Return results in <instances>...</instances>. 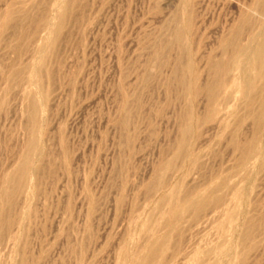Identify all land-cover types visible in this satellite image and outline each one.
<instances>
[{
	"label": "rangeland",
	"instance_id": "1",
	"mask_svg": "<svg viewBox=\"0 0 264 264\" xmlns=\"http://www.w3.org/2000/svg\"><path fill=\"white\" fill-rule=\"evenodd\" d=\"M184 1L72 0L59 40L53 43L51 26L62 8L58 0H0V18L8 11L23 14L19 20H8L0 30L2 213L9 206L3 195L4 178L21 160L31 135V102L35 100L44 110L38 108L36 114V137L44 154L36 163L43 171L36 174L32 190L26 186L12 198L13 222L7 229L0 228V264H135L146 247L166 232L163 215L170 202L221 181L224 186L220 193L227 195L226 206H233L227 209L235 214L231 231L228 224H220L225 218L220 209L215 213L208 208L197 217L188 212L179 223L182 230L178 226L172 232L164 258L161 256L154 264H202L203 260V264H214L224 251L226 258L230 248L228 262L221 257L218 264H264V221L253 228L250 238L242 240V231L246 233L250 222L264 216V135H260L264 131L258 135L263 156L241 166L239 153L229 141L238 117L246 116L249 109L240 93L225 104L228 106L224 110H234L228 117L222 115V110L216 120L194 125L188 150L185 148L180 156L174 154L190 103L172 85L174 67L181 57L179 46L173 43L179 22L173 18L181 15ZM189 7L194 14V30L187 41L194 48L204 82L208 75L205 58L219 37L216 30L234 13L227 1L190 0ZM45 19L47 22H43ZM158 50L167 58L164 65L159 64ZM41 75L47 76L42 79ZM196 97L192 102L194 119L207 113L205 96ZM221 118L227 126L221 124ZM240 130L242 140L251 136V118L245 119ZM167 162H172L164 175L168 184L157 186L154 180ZM150 186L156 187L150 191ZM162 194L168 197L163 202ZM242 218L246 220L242 222ZM230 232L237 238L228 237ZM195 249H200L201 255ZM205 252L207 258H212H205Z\"/></svg>",
	"mask_w": 264,
	"mask_h": 264
},
{
	"label": "bare ground",
	"instance_id": "2",
	"mask_svg": "<svg viewBox=\"0 0 264 264\" xmlns=\"http://www.w3.org/2000/svg\"><path fill=\"white\" fill-rule=\"evenodd\" d=\"M183 2V0H181ZM189 1L190 0H185L184 1V8H182L181 11V15H175L173 18L174 22H179L178 24H176L175 28H174V32H173V43L177 44L179 46L180 52H181V57L177 60V64L174 67V71H173V77H172V85L175 89H179L181 93H183L185 96L188 97L190 103H189V107L187 112L185 113V118L183 120L186 119V123L184 126H182V137L177 145L176 148V152L174 153L175 156H180L183 154L184 149L186 148V146L188 145V137L190 136V134H193V127H195L194 125H197L201 122L204 121H213L216 120L214 119L215 116H217V113L221 112L223 110V116L228 117L227 114H229L230 111L232 110L231 108L228 110H224L227 108L228 105H225L226 103L229 102L230 99H235L236 97V93H240L241 97L240 99L242 101L247 102V104L249 105V109L246 110V116L244 115L243 117H238V123H237V127L234 128L235 130L232 131V134L230 136V144L233 146V148L235 150H237V152L239 153V163L241 164V166H247V164H251L253 161H257L258 158L263 154V148H262V144L260 145L259 140H258V135L259 133L263 130L264 131V0H250L249 2H243L241 0H218V2H222V1H227L228 5L232 8V11L234 13V15L231 18H226L223 23L221 25L219 24V27L217 28L216 31H218L217 33H219V37L218 39H216L217 43L215 45V47L213 48L212 51H210V53H208V55H206L205 58V68L206 71L208 73L207 78L204 82L201 81V73L200 71L197 69V64H196V60H195V51L194 48L191 47V44H189L187 41L189 38V34H190V38L193 36L191 35L190 32H192V20H193V16H192V8L187 9L186 6L189 5ZM71 2L72 0H58V5L60 3L59 6H62L61 11L56 19L55 22H53V25L51 26V32L53 33V43L54 41L57 39V37L59 36L63 25H65V20L69 14L71 7ZM56 3V2H55ZM194 3V0H193ZM215 3V2H214ZM191 4V3H190ZM57 5V6H58ZM182 5V3H181ZM203 5V4H202ZM57 6L54 5V7L56 8ZM52 7V8H54ZM71 7V8H70ZM182 7V6H181ZM193 7V6H191ZM228 7V6H226ZM229 8V7H228ZM57 9V8H56ZM60 9V8H59ZM217 9V8H216ZM54 10V9H53ZM55 12V11H54ZM206 12V11H205ZM224 12V11H223ZM228 12V11H227ZM226 12V13H227ZM14 12L12 11H8L5 15L1 16V25H0V30H2L4 28V26L7 24L8 20H19L23 17V14H13ZM56 14V13H54ZM53 14V15H54ZM223 14V13H221ZM52 15V14H51ZM194 15V14H193ZM216 15V14H215ZM53 17V16H52ZM193 17V18H192ZM37 18V17H36ZM51 18V17H50ZM54 19V18H53ZM206 19V18H205ZM222 19V18H221ZM27 20V19H26ZM36 20V19H35ZM48 19H45L43 22H45ZM200 20V19H199ZM223 20V19H222ZM38 21V20H37ZM51 21V20H50ZM47 22V21H46ZM194 22V20H193ZM18 23V22H17ZM16 23V24H17ZM20 23V22H19ZM49 23V22H48ZM47 24V23H46ZM52 24V23H51ZM18 25V24H17ZM194 25V24H193ZM50 26V25H48ZM171 26V25H170ZM16 27V26H15ZM17 28V27H16ZM44 28V27H43ZM48 28V27H47ZM170 28V27H169ZM194 28V26H193ZM192 30V31H191ZM213 30V29H212ZM48 30L46 29V32ZM210 31V30H209ZM212 32V31H211ZM199 33V32H198ZM35 34V33H34ZM48 34H50L48 32ZM46 34V35H48ZM39 35V34H38ZM51 35V34H50ZM218 35V34H217ZM210 36H212L210 34ZM213 39V38H212ZM211 39V40H212ZM47 38L44 40L46 42ZM59 40V39H57ZM48 43V42H46ZM51 43V42H50ZM56 43V42H55ZM193 43V42H192ZM209 43V41H208ZM207 43V44H208ZM41 44V43H40ZM163 44V43H162ZM44 45V44H43ZM41 44V49H45L42 48L44 47ZM49 45V44H48ZM47 45V46H48ZM40 47V46H39ZM47 48V47H46ZM211 49V48H210ZM40 50V48H39ZM38 50V53L39 52ZM46 51V50H45ZM199 51V50H198ZM50 52V51H49ZM201 52V51H200ZM44 53V50L42 52V54ZM156 56L159 57V64L160 65H164L167 62V58L165 59V57L163 56V54H161V51H156ZM48 55H52V54H48ZM41 56V55H40ZM39 56V57H40ZM38 57V56H37ZM34 58V57H33ZM36 58V57H35ZM39 59V58H36ZM34 60V59H33ZM204 60V59H203ZM35 62V60H34ZM38 62V61H37ZM203 62V61H202ZM45 63V62H44ZM32 63H30L31 65ZM38 64V63H37ZM170 64V63H169ZM29 65V64H28ZM29 65V66H30ZM46 65V63H45ZM8 66V65H7ZM30 68V67H28ZM32 68H36L35 66ZM37 69V68H36ZM35 69V70H36ZM23 70V69H22ZM29 70V69H28ZM205 70V69H204ZM30 71V70H29ZM28 71V73H29ZM32 71V70H31ZM16 72V71H15ZM18 72V71H17ZM21 72V71H20ZM44 72V70H43ZM46 72V71H45ZM48 72V71H47ZM149 73V72H148ZM206 74V73H205ZM36 75V72H35ZM48 75V74H47ZM46 75V76H47ZM204 75V74H203ZM29 76V74H28ZM26 76V78L28 77ZM46 76H43L46 77ZM148 76V75H146ZM152 76V75H150ZM33 77V76H32ZM42 78V75H41ZM42 78V79H43ZM48 78V77H47ZM28 79V78H27ZM34 78H32L33 80ZM145 79V78H144ZM150 79V78H149ZM146 80V79H145ZM37 81V80H36ZM32 82V81H31ZM34 82V81H33ZM32 82V83H33ZM43 82V81H42ZM40 86L39 80L37 82ZM13 84V83H12ZM30 87V86H29ZM35 86H33L34 88ZM36 90V89H34ZM173 91V90H172ZM29 92V90H28ZM38 92V90H37ZM41 92V91H40ZM38 92V94L40 93ZM35 93V92H34ZM29 94V93H27ZM199 94H202L203 96H205L206 99V108H207V113L206 115H204L203 117H199L197 116L198 119H194V113H193V106L192 102H194V98L196 96H199ZM32 96H34V94H32ZM37 96V94H36ZM40 97H42V94L40 93ZM37 98V97H36ZM35 98V99H36ZM43 98V97H42ZM41 98V100H42ZM197 98V97H196ZM238 98V97H236ZM34 99V97H33ZM39 99V98H38ZM194 99V100H193ZM37 100V99H36ZM40 101V100H39ZM38 101V102H39ZM45 101V100H44ZM43 101V102H44ZM204 101V100H203ZM234 101V100H233ZM31 102V101H29ZM42 102V103H43ZM197 103V102H196ZM220 103V104H219ZM38 103L34 101L31 102V115H32V119H33V123L32 128H31V135L30 138L27 142V146H25V150L23 152L22 158L21 160L18 162V164L16 165V167L14 168V170L10 173L7 174L5 176V181L4 183L6 184L4 187V191H3V195L6 201H9V206L8 209L6 210V212L2 213V210H0V228L1 229H7L5 228L6 226L10 225L13 222V213L11 211L14 202L12 201V198L15 194L23 192V190L25 189L26 186H28L30 189L32 190L33 185H35V179H36V174L42 169V166L36 161L40 160L41 157L44 155L43 154V149L41 150V147L39 146V142L38 139L36 137V130H37V125H38V121H37V116L36 114L39 113L38 108L40 109V106L37 105ZM45 104V103H44ZM124 104V102H123ZM234 104V103H233ZM125 105V104H124ZM202 105V104H201ZM220 105V106H219ZM222 105V106H221ZM247 105V106H248ZM42 106V105H41ZM226 106V108H225ZM233 106V105H232ZM43 107V106H42ZM46 107V106H45ZM44 107V108H45ZM124 107H127L126 105ZM201 107V106H200ZM251 107V108H250ZM130 108V107H129ZM205 108V109H206ZM124 109V108H122ZM204 109V110H205ZM247 109V107H246ZM43 110V109H40ZM44 111V110H43ZM42 111V112H43ZM127 111V110H125ZM204 113V114H205ZM235 113V112H234ZM226 114V115H225ZM233 114V113H232ZM230 114V115H232ZM124 115H126L124 113ZM220 116V115H219ZM129 117V115H128ZM237 117V116H236ZM251 118L252 120V124H253V131L251 136L246 139V140H242L241 138V133H240V126H242L243 122L245 121L246 118ZM29 118V117H28ZM125 118V117H124ZM218 118V116L216 117ZM221 124L223 126H227V122L224 118H221ZM236 119V120H237ZM125 120V119H124ZM123 120V122H124ZM127 121V120H126ZM172 122V121H171ZM206 122V123H207ZM125 124V123H124ZM204 124V123H203ZM211 124V123H209ZM214 124V123H213ZM220 124V123H219ZM123 125V124H122ZM221 125V126H222ZM249 125V124H248ZM125 126V125H124ZM218 126V125H217ZM195 127V128H196ZM215 127V126H214ZM194 128V129H195ZM206 128V127H205ZM216 128V127H215ZM41 131V130H40ZM39 133V132H37ZM174 133V132H173ZM45 134V133H44ZM264 135V133H260V135ZM198 135V134H197ZM262 135V136H263ZM44 136V135H43ZM203 136V135H202ZM228 137V136H227ZM261 137V136H260ZM262 139V137H261ZM263 140V139H262ZM261 140V142H262ZM207 142V141H206ZM41 145V144H40ZM204 145V144H203ZM42 146V145H41ZM231 146V147H232ZM43 148V147H42ZM187 149V148H186ZM185 149V151H186ZM188 150V149H187ZM215 151V150H214ZM174 156V155H173ZM210 156V155H209ZM227 156V155H226ZM236 156V155H235ZM264 157V156H263ZM20 158V157H19ZM44 161V160H43ZM261 161V160H260ZM172 162H167L166 164H163V167H161L158 171V177L154 180L155 184L157 186L160 185H164L165 183V179H164V175L165 173L170 169V167ZM42 164V163H41ZM249 164V165H250ZM239 165V164H238ZM200 166V165H199ZM211 166V165H210ZM239 167V166H238ZM216 168V167H215ZM244 170V168H243ZM43 170H41L42 172ZM256 172V171H255ZM196 173V172H195ZM39 177V175H37ZM255 176V175H254ZM179 177V176H178ZM192 177V176H191ZM166 178V177H165ZM191 179V178H190ZM189 181V180H188ZM236 181V180H235ZM2 182V181H1ZM37 182V181H36ZM153 182V181H152ZM226 182V181H225ZM215 183V182H214ZM228 183V181H227ZM168 184V183H167ZM166 184V185H167ZM213 184V182H212ZM210 185V187L205 190V192H203V190H195L193 192H188L189 195H187L186 197L181 198L180 201H173L170 202V206L166 207L168 208L163 215V219H164V225L166 227V232L164 231V234L162 236L158 237H154V240H156L155 242L152 241V243H150L148 245V247H146V252H144L142 250L141 253V257L139 255L138 258H136L135 260V264H154L156 262V260H158L159 258H161V256H163L164 251L167 250V247L169 246V244H171V237H172V232L174 230H176L179 226L180 221L183 219V217H185L186 213H192V214H187L189 216H195L197 217L198 215H200L201 213H203L206 210H209L210 208H212L215 212L216 209H220L219 211H222L225 215V218H223L222 223L220 222V224L224 225V226H228L229 229L232 226V223L235 224V219L234 215L231 214V212H229V210L233 207H229L226 206V197L227 195L221 194L220 193V189L224 186V182H216V184L214 185ZM229 184V183H228ZM4 186V184H3ZM1 186V187H3ZM228 186V185H227ZM151 187V186H150ZM154 187V186H153ZM156 187V186H155ZM154 187V188H155ZM165 187V186H163ZM250 187V186H249ZM35 188V187H34ZM153 188V189H154ZM176 188V187H175ZM174 188V189H175ZM228 188V187H227ZM227 188L225 189V191L227 190ZM2 189V188H1ZM37 189V188H36ZM35 189V190H36ZM150 189V188H149ZM152 187L150 189L153 190ZM161 189V187H160ZM173 188L171 187V190ZM223 189V188H222ZM221 189V190H222ZM28 190V191H29ZM164 190V189H163ZM170 190V189H169ZM235 192L237 193L236 189H234ZM241 190V189H240ZM28 191L27 194L28 195ZM35 192V191H34ZM173 192V191H170ZM169 192V193H170ZM222 192V191H221ZM239 192V191H238ZM242 192H243V188H242ZM245 192V190H244ZM33 193V192H32ZM168 193V194H169ZM233 193V192H232ZM166 194V193H164ZM238 194V193H237ZM241 194V192H240ZM172 194L170 193V197ZM235 195V194H234ZM233 195V196H234ZM163 196V194H162ZM241 196V197H240ZM240 198H243L242 196H244V194L242 193V195H240ZM247 196V195H246ZM30 198V196H28ZM32 197V196H31ZM3 198V199H4ZM163 198V199H162ZM166 198H168L166 195L161 197L160 201H164ZM234 198V197H232ZM239 198V199H240ZM33 199V198H32ZM32 199L31 202H32ZM236 200V198H234ZM29 200V199H27ZM34 200V199H33ZM178 200V198H177ZM242 200V199H241ZM238 201V200H237ZM240 201V200H239ZM238 201V202H239ZM244 201V200H243ZM5 202V201H4ZM29 202V203H31ZM236 202V204L238 203ZM245 202V201H244ZM165 203V202H164ZM168 203V202H167ZM166 203V204H167ZM243 203V202H242ZM235 204V203H234ZM148 205V204H147ZM157 205V204H156ZM159 205V204H158ZM157 205V206H158ZM168 205V204H167ZM31 206V205H30ZM160 206V205H159ZM158 206V209H160V207ZM239 206V205H238ZM243 206V205H242ZM228 207V209H227ZM240 207V206H239ZM209 208V209H208ZM241 208V207H240ZM238 209V208H237ZM236 209V212L239 211ZM244 209V208H243ZM211 210V209H210ZM242 210V209H241ZM240 210V211H241ZM251 210V209H250ZM27 212V211H26ZM160 212V213H163ZM222 212L220 215H222ZM209 213V212H208ZM216 213V212H215ZM25 213H23L24 215ZM240 214V213H239ZM22 215V216H23ZM214 215V214H211ZM241 215V214H240ZM162 216V215H161ZM193 216V217H194ZM218 216V215H217ZM238 216V215H237ZM25 216H23L22 218H24ZM212 217V216H209ZM219 217V216H218ZM224 217V216H222ZM221 217V218H222ZM241 218V216H239ZM247 217V216H246ZM249 217V216H248ZM247 217V219H249ZM187 218V216H186ZM204 218V217H203ZM239 218V219H240ZM245 218V217H244ZM242 218V222L243 220H246ZM198 219V218H197ZM218 219V218H217ZM238 219V218H237ZM253 219V217H252ZM250 219V220H252ZM15 220V219H14ZM23 220V219H22ZM187 220V219H186ZM196 220V219H194ZM207 220V219H206ZM221 220V219H218ZM250 222V225L248 227V230L246 231V233L244 231H242L244 233V235L242 236V240H245L246 238H250V234L252 233L253 228L256 225H260L263 223L264 221V216H261L259 219ZM185 221V220H184ZM234 221V222H233ZM241 221V219H240ZM238 222V221H237ZM236 222V223H237ZM248 223V222H247ZM239 224V223H238ZM245 224V223H244ZM219 225V224H218ZM221 225V226H222ZM24 226V225H23ZM162 226V225H161ZM235 226V225H234ZM234 226L232 228H234ZM261 226V225H260ZM181 228V226H179ZM213 227V225H212ZM219 227V226H218ZM225 227V228H227ZM237 227V226H236ZM9 228V227H8ZM224 229V228H223ZM241 229V228H240ZM243 229V228H242ZM247 229V228H245ZM128 230V229H127ZM181 229H179V231H181ZM214 230V229H213ZM234 230V229H233ZM239 230V226L238 229ZM163 231V230H162ZM177 231V230H176ZM223 231V230H222ZM225 231V230H224ZM231 231V229H230ZM254 231V230H253ZM156 232V231H155ZM227 232V230H226ZM238 232V231H237ZM222 233V232H221ZM233 233V232H232ZM232 233L230 232V234L228 235V237H230L232 235ZM235 233V232H234ZM158 234V233H157ZM179 234V233H178ZM177 234V235H178ZM182 234V233H181ZM227 235V233H225ZM239 234V233H238ZM237 234V236H238ZM153 235V234H152ZM150 235V236H152ZM218 235V232H217ZM223 235V234H220ZM236 235V234H235ZM233 236L235 238H237L236 236ZM221 237V236H220ZM225 236H222L220 239H222ZM257 237V236H256ZM207 238V237H206ZM205 238V239H206ZM231 238V237H230ZM234 238V239H235ZM150 239V238H149ZM182 239V238H181ZM226 239V238H225ZM232 239V238H231ZM241 238L239 237L238 240H240ZM172 240H176V239H172ZM214 240V239H213ZM233 240V239H232ZM223 241V240H221ZM237 241V240H236ZM248 241V240H247ZM175 242V241H173ZM220 242V241H219ZM218 242V243H219ZM224 242V241H223ZM220 242V243H223ZM229 242H231L229 240ZM176 243V242H175ZM216 242V245L218 244ZM227 243V242H226ZM235 243V241H234ZM246 243V241H245ZM249 243V242H248ZM192 244V243H191ZM231 244V243H230ZM241 244V243H239ZM176 245V244H175ZM174 245V246H175ZM213 245V244H212ZM215 245V247H217ZM225 245V244H224ZM227 245H229L227 243ZM232 245V244H231ZM230 245V247H231ZM246 245V244H245ZM211 246V245H210ZM210 246H208L210 248ZM233 246V245H232ZM235 246V244H234ZM233 246V247H234ZM240 248V245H238ZM244 246V245H243ZM173 247V246H172ZM229 247V248H230ZM237 247V246H236ZM235 247V249H236ZM249 247V246H248ZM174 248V247H173ZM172 248V249H173ZM198 249V247H196ZM208 248V250H209ZM218 248L220 249V247L218 246ZM201 249V248H200ZM199 249V250H200ZM205 249V248H204ZM213 248H211L212 251ZM224 249V248H223ZM228 249V248H227ZM226 249V250H227ZM231 249V248H230ZM229 249V252H230ZM233 249V250H235ZM171 251V249H169ZM175 250V249H174ZM196 250V249H195ZM194 250V251H195ZM199 250L198 251L199 253ZM206 250V249H205ZM218 250V249H215ZM225 250V249H224ZM232 250V249H231ZM237 250V249H236ZM241 250V249H240ZM173 251V250H172ZM178 251V255H179V250ZM222 251V249H221ZM176 252V251H175ZM193 252V251H192ZM202 252V251H201ZM214 252V251H212ZM225 252V251H224ZM221 253V257H223V255H225V253ZM229 252H227V256H225L226 258L229 257L228 254H230ZM237 252V251H236ZM171 254H173L172 252H170ZM177 253V252H176ZM209 253V252H208ZM215 253V252H214ZM220 253V252H218ZM233 253V252H232ZM239 253V251H238ZM237 253V254H238ZM246 253V252H245ZM191 254V252H190ZM196 254V252L194 253ZM192 254V255H194ZM206 256L205 258H207L209 256H207V252L204 253ZM217 254V253H216ZM223 254V255H222ZM124 258L126 256V254H123ZM175 255V254H173ZM191 255V256H192ZM197 255V254H196ZM199 255H201L199 253ZM213 255V254H212ZM138 256V255H137ZM166 256V255H165ZM203 256V255H202ZM216 256V255H215ZM243 256V255H240ZM167 257V256H166ZM194 258L196 257L195 255L193 256ZM219 257V254L218 256ZM221 257L220 261H221ZM232 257V256H231ZM230 257V258H231ZM239 257V256H238ZM164 258V256H163ZM177 258V257H176ZM189 258V257H188ZM197 258H200L197 257ZM212 258V257H210ZM210 258H207L208 260ZM213 258L216 259V257L213 256ZM224 258V257H223ZM226 258H224L223 260H225ZM245 258V257H244ZM123 259V257H122ZM169 259V258H168ZM171 259H173V256L171 257ZM233 259V257H232ZM165 260V259H164ZM198 260V259H197ZM217 260V259H216ZM215 260V261H216ZM222 260V261H223ZM228 262V259H226ZM245 260V259H244ZM163 261V260H162ZM161 261V262H162ZM169 261V260H168ZM204 261V260H203ZM203 261L202 264H203ZM211 261V260H210ZM219 261V260H217ZM219 261V262H220ZM235 261V260H233ZM238 261V260H237ZM236 261V262H237ZM22 262V261H21ZM26 262V261H25ZM132 262V259H131ZM179 262V261H178ZM189 262V261H188ZM192 262V261H191ZM200 262V263H201ZM206 262V261H205ZM219 262H216L217 264ZM226 261H224L225 263ZM232 262V261H231ZM231 262H229L231 264ZM169 263V262H166ZM195 263V262H193ZM214 264H216L215 262H213ZM223 263V264H224ZM228 263V264H229ZM235 263V262H234ZM232 263V264H234ZM133 264V263H132ZM165 264V263H164ZM198 264V263H196ZM208 264V263H207ZM210 264V262H209ZM221 264V263H220ZM237 264V263H236ZM239 264V263H238Z\"/></svg>",
	"mask_w": 264,
	"mask_h": 264
}]
</instances>
